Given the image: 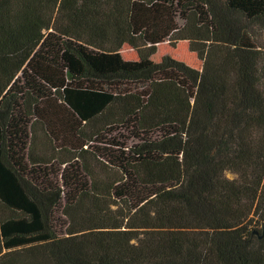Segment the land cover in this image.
Returning a JSON list of instances; mask_svg holds the SVG:
<instances>
[{
  "label": "trees",
  "instance_id": "trees-1",
  "mask_svg": "<svg viewBox=\"0 0 264 264\" xmlns=\"http://www.w3.org/2000/svg\"><path fill=\"white\" fill-rule=\"evenodd\" d=\"M258 27L264 0H0V264H264Z\"/></svg>",
  "mask_w": 264,
  "mask_h": 264
},
{
  "label": "rangeland",
  "instance_id": "rangeland-1",
  "mask_svg": "<svg viewBox=\"0 0 264 264\" xmlns=\"http://www.w3.org/2000/svg\"><path fill=\"white\" fill-rule=\"evenodd\" d=\"M254 39L257 43L263 46L264 50V29L256 28ZM120 53L124 59L134 60L137 59L136 51L133 50L127 44H124ZM168 54L176 59L182 60L185 63L189 64L195 68H201V60L197 57L196 53L189 50L188 42L185 40L177 41L175 46H171L167 40L161 43H158L156 52L151 56V59L158 61L163 55ZM224 175L228 178H233L236 176L235 173L226 170ZM256 218V216H255ZM261 225H257L255 229H260Z\"/></svg>",
  "mask_w": 264,
  "mask_h": 264
}]
</instances>
